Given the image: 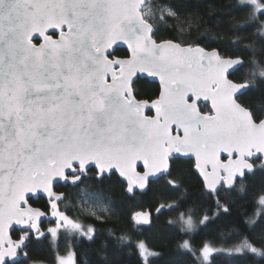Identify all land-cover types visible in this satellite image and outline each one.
<instances>
[{
    "label": "snow or ice",
    "instance_id": "1",
    "mask_svg": "<svg viewBox=\"0 0 264 264\" xmlns=\"http://www.w3.org/2000/svg\"><path fill=\"white\" fill-rule=\"evenodd\" d=\"M240 4L264 43V0ZM166 15L177 13L151 0H0V264H29L33 241L56 239L61 230L93 239L92 227L61 210L68 202L57 191L61 182L79 189L85 207L91 202L111 213L110 202L81 187L86 179L100 181L115 170L132 195L166 178L165 187L179 191L173 172L187 157L207 195L218 197L244 192L250 177L264 175V61L253 41H232L251 56V74L241 82L232 77L242 57L165 38ZM120 45L127 46L123 55ZM140 74L159 79L155 97H142ZM254 90L259 94L245 100ZM33 198L44 202L34 206ZM258 204L264 219V194ZM152 207L134 211L119 237L135 247L141 264L156 255L137 235L152 224ZM175 223L186 234L195 228L191 211ZM180 247L196 264H214L218 251L187 239ZM234 251L264 258V235L244 237ZM55 264H77L76 253L57 256Z\"/></svg>",
    "mask_w": 264,
    "mask_h": 264
},
{
    "label": "trees",
    "instance_id": "2",
    "mask_svg": "<svg viewBox=\"0 0 264 264\" xmlns=\"http://www.w3.org/2000/svg\"><path fill=\"white\" fill-rule=\"evenodd\" d=\"M155 5L172 6L176 16L168 17L167 26L161 28L165 38L187 40L192 45H199L207 49L217 48L222 53L243 58L244 66L232 77L244 82L251 74L252 66L249 63L251 56L245 46L241 44L234 47L232 41L239 35L245 42L253 41L257 50L256 59L264 61V43L258 32V22L246 23L249 9L240 4V0H151ZM159 15V12H157ZM243 25L241 31L236 29ZM123 55L125 50H117ZM259 85V78L257 77ZM137 87L141 90L143 98L155 97L159 86L145 79H139ZM264 91V85H259ZM259 92L253 91L245 100L254 98ZM94 173V172H93ZM90 177H95L89 175ZM180 178L182 187L179 191H172L165 187L167 179L152 184L151 188L143 194L129 196L126 186L118 177L86 179L84 185L91 193L100 196L111 203L114 211L105 212L99 218L90 216L82 217L75 208L78 189L62 185L57 191L68 196L66 205H61V210L82 222L84 229L92 227L95 235L92 240L79 237L71 232L61 230L57 244L54 247L52 238L42 242L33 241L27 251L29 264L40 262L55 264L57 256H65L73 251L77 256V264H141V256L135 247L123 246L119 237L131 228L130 216L134 211L151 208L153 222L151 225L140 227L137 233L140 239L146 241L150 251L156 255L150 257L152 264H196V258L180 247L184 240H190L197 249L204 243H211L217 250H234L244 237L258 240L264 235V219L256 213L260 207L259 197L264 194V175L249 178L247 190L240 192L238 188L230 192H221L220 196L207 195L202 181L190 163L179 160L175 165L173 177ZM220 200L222 207H217L216 201ZM43 200L33 202L34 206H41ZM166 204L158 214L156 207ZM167 205L178 206L174 211ZM227 208L228 211L224 209ZM193 213L195 228L186 234L181 231V226L175 221L182 212ZM75 212V214H74ZM77 212V213H76ZM203 215L209 219L199 223ZM254 218L255 223L249 224V218ZM172 221L173 223H170ZM214 264H264V258L254 257L244 253H214Z\"/></svg>",
    "mask_w": 264,
    "mask_h": 264
},
{
    "label": "rangeland",
    "instance_id": "3",
    "mask_svg": "<svg viewBox=\"0 0 264 264\" xmlns=\"http://www.w3.org/2000/svg\"><path fill=\"white\" fill-rule=\"evenodd\" d=\"M77 197H75V198H77V200H76V206H75V208L79 211V213L81 214V216L82 217H86V216H90V217H95V218H99V216L101 215V214H103V213H105V212H101V210L100 209H98V208H93L92 207V204H91V202L88 204V206L87 207H85L84 205H82L79 201H80V199H81V197H80V191H79V189H78V191H77ZM96 212L97 214H95V215H93V214H91L92 212ZM77 213V212H76ZM74 214H75V212H74ZM79 223L83 226V224H82V222H80L79 221ZM85 228V227H84ZM86 230V229H85ZM76 235H78L79 237H85V238H87L86 236H83V235H81V234H79V233H77ZM51 237V236H50ZM52 238V237H51ZM58 238H56V239H53L52 238V244H53V246L55 247L56 246V244H57V240ZM218 253L219 252H226V253H228V254H230V253H233V252H235L234 250L232 251V250H227V251H225V250H218L217 251ZM216 253V252H215ZM30 264H44V262L43 263H40V262H33V263H30Z\"/></svg>",
    "mask_w": 264,
    "mask_h": 264
},
{
    "label": "water",
    "instance_id": "4",
    "mask_svg": "<svg viewBox=\"0 0 264 264\" xmlns=\"http://www.w3.org/2000/svg\"><path fill=\"white\" fill-rule=\"evenodd\" d=\"M117 50H125V51H127V46H126V45H120V46H118ZM139 79H145V80L149 81L150 83L157 84V85L159 86V89H160V82H159V79L156 78V77H149V76H147L146 74H140ZM188 159H189V158H187V157H180L179 160L188 161ZM140 167H142V165H141ZM93 171L95 172V170H93ZM88 175H90V174H88ZM112 175H116V176L119 178V180L123 183V185L126 186V182L124 181V179H123L122 177H120V176H119V173H118V172H115V170H113L112 173H107V174H105V178H110ZM197 175H198V174H197ZM198 177H199V176H198ZM199 178H200V177H199ZM103 179H104V178H103ZM200 181H202L201 178H200ZM60 185L64 186L63 182H61ZM64 187H67V186H64ZM70 187H71V186H70ZM147 190H148V189H147ZM147 190L140 191L139 189H137L136 192H135V194H143V193H145ZM206 191H207V190H206ZM126 193H127V192H126ZM127 195H129V196H133L132 194H129V193H127ZM36 201H38V200H37L36 198H33V202H36ZM47 219H52L51 216H50V214H49V217H48Z\"/></svg>",
    "mask_w": 264,
    "mask_h": 264
},
{
    "label": "flooded vegetation",
    "instance_id": "5",
    "mask_svg": "<svg viewBox=\"0 0 264 264\" xmlns=\"http://www.w3.org/2000/svg\"><path fill=\"white\" fill-rule=\"evenodd\" d=\"M94 172V171H93ZM93 172H91V173H89V174H91V176H95L96 174H95V172L93 173ZM116 176V175H115ZM117 177V176H116ZM47 226H54V225H52V224H48V225H46V227ZM50 236V235H49Z\"/></svg>",
    "mask_w": 264,
    "mask_h": 264
}]
</instances>
